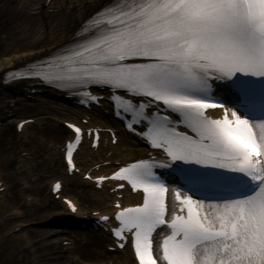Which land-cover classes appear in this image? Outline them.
I'll return each instance as SVG.
<instances>
[{
	"label": "snow or ice",
	"instance_id": "6c2138e0",
	"mask_svg": "<svg viewBox=\"0 0 264 264\" xmlns=\"http://www.w3.org/2000/svg\"><path fill=\"white\" fill-rule=\"evenodd\" d=\"M4 78L39 79L91 101V89H103L117 116L130 115V130L159 150L97 181L142 192L137 206L116 205L113 230L138 264H264V0H112L70 45ZM68 127L78 144L81 128ZM160 228L168 234L154 252Z\"/></svg>",
	"mask_w": 264,
	"mask_h": 264
},
{
	"label": "rangeland",
	"instance_id": "374dc122",
	"mask_svg": "<svg viewBox=\"0 0 264 264\" xmlns=\"http://www.w3.org/2000/svg\"><path fill=\"white\" fill-rule=\"evenodd\" d=\"M86 1L49 0L51 5L45 15L48 16L56 8L61 11L78 8ZM32 4L30 0H0V37L9 35L13 27L38 30L33 24V16L25 12ZM13 39V36H8L6 43ZM2 51L3 46H0V59L5 56ZM44 100L46 104L22 100L17 106V113L8 118L0 110V119L4 120L0 128V181L5 188L0 192V264H44L54 248L53 244L41 242L39 231L55 221L62 222L64 230L68 231L69 241L63 246L70 252L69 259L79 264H94L99 260V252H102V238L73 230L65 220L63 204L49 197L47 192L49 183L62 172L60 148L67 136L59 126L62 121L73 118L63 109H58V102ZM26 118H32L34 123L25 126L21 134L9 136L6 133L7 126ZM108 155L107 149L94 152L83 147L78 154V164L87 168L97 161L98 156ZM87 190L76 177L65 183L62 194L76 199L82 214L108 207L109 198L98 204L94 199L100 195L92 196L93 193ZM15 213L19 215L15 216ZM18 225L23 227L22 230L13 233V228Z\"/></svg>",
	"mask_w": 264,
	"mask_h": 264
},
{
	"label": "bare ground",
	"instance_id": "6f19581e",
	"mask_svg": "<svg viewBox=\"0 0 264 264\" xmlns=\"http://www.w3.org/2000/svg\"><path fill=\"white\" fill-rule=\"evenodd\" d=\"M33 2L32 7L25 10L26 13L30 14L32 17L33 24L37 26V31H32L29 28H19L13 27L9 31V35L0 37V46H3L2 54L5 55L4 58L0 59V107L2 109H8L10 112H15V107L10 108L7 106L8 102L4 103L5 99L13 100L12 93L7 91L8 86L2 84L3 75L10 69L23 66L34 59L44 56L47 52L51 51L53 48L63 44L72 34L75 26L93 9L98 7L103 0H88L84 4L77 7H71L65 11H61L56 8L48 16L45 15L46 10L50 7L51 2L47 0H30ZM16 34L19 36L16 37ZM13 36L14 39L10 43H6L7 37ZM5 44V47H4ZM28 82L18 81L16 86L13 88L15 92H24V87ZM33 88L44 89L42 86H34ZM29 89V88H28ZM51 92L50 90H47ZM22 94V93H21ZM25 97L28 98L27 92H25ZM51 96H57L56 92L53 91ZM5 98V99H4ZM41 98V97H39ZM19 99L18 102H20ZM12 102V101H11ZM44 104H46L44 102ZM104 106L107 104L104 102ZM60 110V108H58ZM106 109V107H104ZM67 115H82L87 114L92 117L89 125H100L102 127H111L119 130V125L112 120L109 121L108 118L102 113V110L96 109L92 112H86L75 106L66 109ZM118 138V148L122 154L121 157L130 158L135 153H139L143 150V146L140 145L137 140L132 139L129 135H122L119 133ZM81 148V145H80ZM78 152V151H77ZM110 169V166L101 168V173H104ZM100 173V174H101ZM98 174V175H100ZM107 174V173H106ZM105 174V175H106ZM96 175V176H98ZM103 196V198H105ZM103 198L95 199L101 202ZM39 230V229H38ZM41 242L47 244H53L54 251L48 256L47 261L44 264H79L69 259V251L63 250L58 246V242L68 239V231L64 230L62 222L55 221L46 229H41ZM55 244V245H54ZM65 252V253H64ZM66 255V256H65ZM106 257L111 258L110 254H106ZM104 258H100L94 264H104ZM108 258V259H109ZM113 260H124L128 261L125 255L114 257ZM90 264V263H89Z\"/></svg>",
	"mask_w": 264,
	"mask_h": 264
}]
</instances>
